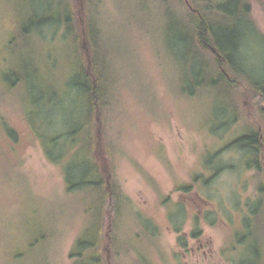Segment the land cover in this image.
<instances>
[{
	"label": "rangeland",
	"instance_id": "1",
	"mask_svg": "<svg viewBox=\"0 0 264 264\" xmlns=\"http://www.w3.org/2000/svg\"><path fill=\"white\" fill-rule=\"evenodd\" d=\"M30 1L0 0V264H73L70 252L95 193L67 190L63 167L46 156L29 113L35 109L41 130L64 132L83 119L82 99L72 87L63 102L36 109L24 83L3 88L2 74L11 66L20 72L29 63L44 66L55 83L74 74L77 52L63 31L33 46H8L31 13ZM169 1L175 11L162 0H100L96 13L115 77L107 114L110 158L115 181L131 200L118 219L112 264H259L264 158L261 169L249 166L256 152L248 156L232 144L251 129L264 142V96L245 89L236 112L233 99H219L216 91L188 94L190 69L179 44L184 7ZM260 1H253V16L262 34L246 24L244 61L264 81ZM49 2L58 15L62 0ZM179 185L193 186L176 191Z\"/></svg>",
	"mask_w": 264,
	"mask_h": 264
},
{
	"label": "trees",
	"instance_id": "2",
	"mask_svg": "<svg viewBox=\"0 0 264 264\" xmlns=\"http://www.w3.org/2000/svg\"><path fill=\"white\" fill-rule=\"evenodd\" d=\"M48 1L28 2L31 13L19 21V31L11 35L8 46L13 50L21 41L24 45L33 46L38 39L43 42L63 31L64 39L70 38L68 41L77 52L71 80L55 83L44 66L42 69L29 63L22 67L21 72L12 66L8 73L5 71L2 78L8 87L5 88L2 82L3 88L10 92L24 83L26 99H30L36 109L63 102L70 88L77 90L82 99L83 119L76 120L67 131L52 133L41 130L35 119L38 117L35 109L29 113V121L48 159L63 167L67 190L90 189L95 193V202L86 211L88 224L77 236L70 252L73 264H112V252L118 243V219L131 200L115 181L112 155L110 158L112 149L107 139V114L116 95L115 77L107 65L106 56H103V30L97 17L100 0H62L58 15L52 14L53 2ZM162 1L169 11H175V4L169 0ZM180 1L177 6L183 5L184 20L181 22L179 44L184 45L185 59L182 60L190 69L187 73L190 88L185 91L190 95H214L216 91L219 99H233L236 112L241 99L247 97V91L264 96V81L259 80L256 71L244 61L246 36L243 31L246 24L247 30L262 34L255 26L254 0H190L191 6L185 0ZM37 6L38 9L34 10ZM225 101L224 107L225 104L227 106ZM251 130L249 134L235 138L233 144L241 148L250 147L256 152L254 165L261 169L264 142L261 146L259 133ZM8 132L17 139L16 130L10 128ZM71 154H74L72 158ZM191 186L179 185L176 191L190 190Z\"/></svg>",
	"mask_w": 264,
	"mask_h": 264
},
{
	"label": "flooded vegetation",
	"instance_id": "3",
	"mask_svg": "<svg viewBox=\"0 0 264 264\" xmlns=\"http://www.w3.org/2000/svg\"><path fill=\"white\" fill-rule=\"evenodd\" d=\"M249 134V133H248ZM260 139L262 140V136H260ZM234 142V141H233ZM259 144L262 146V143L261 141L259 142ZM231 146V145H230ZM232 146H235L234 144H232ZM231 146V147H232ZM250 153L247 152L248 156L251 155L253 153V150L250 148V147H247V148H242ZM250 158V157H248ZM256 162V161H255ZM254 163H249V166H253ZM253 164V165H252ZM256 166V165H255ZM257 167V166H256ZM259 194H261V197L259 198L260 199V202L262 204V207L264 208V186H262V188L259 190ZM259 264H264V249L261 250V255H259Z\"/></svg>",
	"mask_w": 264,
	"mask_h": 264
},
{
	"label": "water",
	"instance_id": "4",
	"mask_svg": "<svg viewBox=\"0 0 264 264\" xmlns=\"http://www.w3.org/2000/svg\"><path fill=\"white\" fill-rule=\"evenodd\" d=\"M186 1H187V4L190 6L189 0H186Z\"/></svg>",
	"mask_w": 264,
	"mask_h": 264
}]
</instances>
